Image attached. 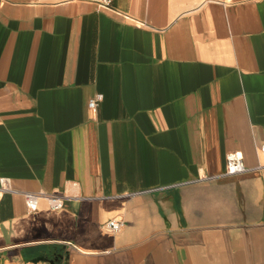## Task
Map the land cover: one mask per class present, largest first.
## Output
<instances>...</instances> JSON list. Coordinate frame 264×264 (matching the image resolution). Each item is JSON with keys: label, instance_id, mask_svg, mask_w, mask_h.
Wrapping results in <instances>:
<instances>
[{"label": "crops", "instance_id": "0c3cea01", "mask_svg": "<svg viewBox=\"0 0 264 264\" xmlns=\"http://www.w3.org/2000/svg\"><path fill=\"white\" fill-rule=\"evenodd\" d=\"M107 1L0 0V264H264V0Z\"/></svg>", "mask_w": 264, "mask_h": 264}, {"label": "built area", "instance_id": "2783aa9c", "mask_svg": "<svg viewBox=\"0 0 264 264\" xmlns=\"http://www.w3.org/2000/svg\"><path fill=\"white\" fill-rule=\"evenodd\" d=\"M111 1L108 0L107 4ZM101 97H93L89 101L90 107H98L100 103ZM261 152L264 157V144L261 146ZM264 166V163L261 164ZM248 168L246 166L244 160V153L241 150L231 151L227 154V169L226 174H237L246 171ZM2 189V188H1ZM4 190H11L10 187H3ZM14 190V189H12ZM24 196L26 199V203L31 210H35L38 208V205L42 198H46L48 200L49 206L54 209H61L65 204V198L61 194L49 193L47 191H24ZM126 221L122 217H113L106 221L105 226L108 230L112 232H119L125 226Z\"/></svg>", "mask_w": 264, "mask_h": 264}, {"label": "water", "instance_id": "95a60500", "mask_svg": "<svg viewBox=\"0 0 264 264\" xmlns=\"http://www.w3.org/2000/svg\"><path fill=\"white\" fill-rule=\"evenodd\" d=\"M62 257V254L57 255L55 253V257L54 258H50L48 255H41L39 257H36V260H40L42 258H47L48 260H50L52 263H56V261H58L60 258Z\"/></svg>", "mask_w": 264, "mask_h": 264}]
</instances>
